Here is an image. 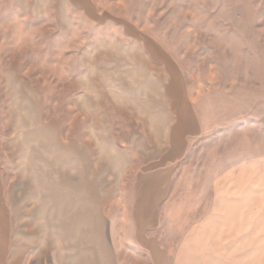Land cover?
<instances>
[{
  "label": "rangeland",
  "instance_id": "1",
  "mask_svg": "<svg viewBox=\"0 0 264 264\" xmlns=\"http://www.w3.org/2000/svg\"><path fill=\"white\" fill-rule=\"evenodd\" d=\"M145 40L165 49L200 113L186 169L207 184L225 161L264 155V0H0V264H72L65 207L84 168L72 143L88 138L96 168L92 137L111 141L108 117L129 106L140 73L128 48ZM246 239L247 264H264V236Z\"/></svg>",
  "mask_w": 264,
  "mask_h": 264
},
{
  "label": "crops",
  "instance_id": "2",
  "mask_svg": "<svg viewBox=\"0 0 264 264\" xmlns=\"http://www.w3.org/2000/svg\"><path fill=\"white\" fill-rule=\"evenodd\" d=\"M141 48H128L137 53L129 59L137 60L140 73L135 87H124L129 106L113 108L108 117L111 141L92 137L96 168L89 167L88 138L72 143L84 168L82 185L65 207L66 224L72 226L65 236L73 238L66 242V261L247 264V236H264V155L259 150L225 161L210 169L209 181L202 184L196 169L184 167L191 143L204 129L184 75L162 46L145 40ZM141 52L163 71L152 73ZM110 161L114 179L106 186ZM106 225L112 232L105 233Z\"/></svg>",
  "mask_w": 264,
  "mask_h": 264
}]
</instances>
